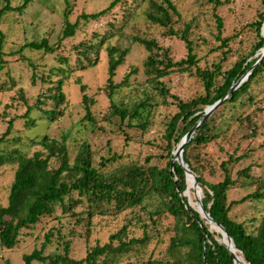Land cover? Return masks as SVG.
<instances>
[{
	"label": "trees",
	"instance_id": "16d2710c",
	"mask_svg": "<svg viewBox=\"0 0 264 264\" xmlns=\"http://www.w3.org/2000/svg\"><path fill=\"white\" fill-rule=\"evenodd\" d=\"M6 1V5L0 11V21L5 13L15 9L22 10L32 0H25L23 5L17 7L12 6L10 0ZM145 1L148 2L144 10L146 18L162 26L165 35L181 38L188 49L185 58L175 60L171 56V49L159 44L156 39L132 36V40L143 44L149 50V55L144 61L147 80L166 97L170 95V90L163 78L176 71L188 72L201 81L202 90L189 99L173 95L176 99L177 112L165 124L163 137L166 142L165 148L168 150L164 165L154 163L152 156L145 162L135 159L123 161L125 156L116 152L96 163L92 147L85 141L79 144L72 160L67 141L49 134L30 139V145L37 146L32 154L24 151L21 146L11 148L9 145L5 150L0 149V169L8 162L17 164L8 204L0 207V244L9 248L14 247L19 241L22 229L37 224L43 216L53 214L58 204L61 205L63 212H70L77 223L82 222L87 233L98 216L119 215L123 212L131 215L123 227L111 235L110 242L95 245L85 258L77 259L70 256L69 240L64 243V253L53 254H45L44 242L40 249L23 255L24 264H33L34 261L48 264H100L103 262L102 258L105 262L114 264L124 256L132 254L137 255V260L129 261L128 264H236L230 249L220 241L221 233L217 229L212 231L203 214L190 205V197L186 194L188 188L186 172L184 167L174 160L173 149L198 123L207 106L226 96L230 88L261 58V52L257 57L254 55L264 45L262 33L264 10L260 13L259 19L251 23L258 36L256 44L246 54H241L231 68L224 69V59H227L230 53V48L225 47H228L232 37L222 36L224 21L217 11L218 6L223 3L222 0H208L214 4V15L219 30L216 39L220 44L215 49L222 48L223 60L202 68L198 64L195 41L190 37L191 25L182 21L181 12L173 0H112L109 6L101 11L83 12L75 22L70 19L72 0H65L67 8L64 12L65 27L61 43L64 39L76 35L81 20L89 22L102 17L108 18V27L104 32L96 30L75 45L77 59L80 68L86 69L99 61L104 49L107 51L109 57L107 87L112 112L120 118L121 125L138 126L142 129L148 128L151 123L154 113L152 98L147 95L145 99L136 97L118 100L123 92L134 89L129 84L132 72L126 74L121 82H114L117 70L124 64L130 49L106 44L116 35L124 36L126 28L132 18L139 15V8ZM262 3L264 5V0ZM117 5L123 7L120 14L113 13ZM182 22L183 25L177 27ZM0 34L3 38L4 33L1 29ZM26 45L31 49H44L47 52H55L60 48V44L51 45L46 38L42 41L28 42ZM5 62L0 47V69L4 68ZM60 71L66 73L68 77L67 72L72 70L62 67ZM262 77L264 57L253 68L249 77L201 124L194 137L185 144L184 151V159L197 174L201 191L204 193L202 200L204 208L227 229L247 264H264V210L260 216L250 218L248 222L233 218L231 211L235 204L250 200L264 203V176L255 181V189L252 192L240 199L230 200L229 191L236 180L228 164L229 161L235 160V154H231L227 161H222L223 179L217 182L205 179L200 168L194 164V159L201 158V148L221 138L225 132V127L215 121L214 114L222 107L221 110L224 112L227 105L228 109L235 110L247 100L255 102L253 84ZM48 81L51 83V80ZM62 86L63 82L58 81L57 85L49 87L52 93L48 97L53 101V108L43 112L51 121H55L61 113L58 107L65 100ZM81 90L86 109L85 117L96 126L91 114V97L86 93L84 84L81 85ZM46 102L39 96L36 105L43 106ZM31 110L32 105H29L27 111L21 115L24 122L30 124L35 121V118L29 116ZM251 116L247 117L250 119ZM9 123L7 130L0 135V143L9 139L13 120ZM252 133L255 134L254 131ZM160 157L164 158V155ZM250 169L251 166L243 169V175H247ZM77 207L81 209L76 210ZM168 214L174 217V234L170 238L169 254L163 259H155L153 255L145 258L143 256L145 248L148 247L153 235L159 233L158 226L163 216ZM134 220L136 222H133ZM133 224L142 228V236L129 235ZM47 240H50V237L47 236ZM244 262L242 261V264Z\"/></svg>",
	"mask_w": 264,
	"mask_h": 264
},
{
	"label": "rangeland",
	"instance_id": "374dc122",
	"mask_svg": "<svg viewBox=\"0 0 264 264\" xmlns=\"http://www.w3.org/2000/svg\"><path fill=\"white\" fill-rule=\"evenodd\" d=\"M10 1L14 7L21 6L25 2V0ZM111 1L72 0L70 19L75 22L83 12L101 11L107 8ZM173 1L181 12L182 21L191 25L190 37L195 41L198 64L205 68L223 60L222 48L215 49L220 42L216 39L219 30L214 15V4L208 0ZM222 2L217 9L224 21L222 36L232 37L228 47H225L230 48V53L223 62L224 69H228L241 54L250 51L258 41L257 33L251 23L259 19L264 5L262 0H222ZM6 3V0H0V11ZM147 6L148 2L145 1L139 8V15L132 18L124 36L116 35L106 44V46L114 44L123 49L126 47L130 49L124 64L117 70L114 82H121L126 74L132 72L129 84L134 89L123 92L118 100H130L136 97L145 99L147 95L152 98L154 113L146 129L121 125L120 118L113 114L107 87L109 57L105 49L94 66L80 68L75 45L96 30L104 32L108 27V18L102 17L89 22L81 20L76 35L64 39L61 43L65 27L64 12L67 8L65 0H32L22 10L15 9L5 13L0 21V29L4 33L3 38L0 34V47L6 61L4 68L0 69V135L7 130L10 120H13V126L8 135L9 139L0 143V149L5 150L9 145L11 148L21 146L24 151L32 154L37 146L32 147L29 143L30 139L49 134L67 141L72 160L79 144L85 141L91 145L96 163L116 152L125 156L123 161L135 159L145 162L149 156H152L154 163L164 165L168 150L165 148L166 142L163 137L165 124L177 112L176 99L173 95L189 99L202 90V85L196 76L188 72H172L163 78L170 90V95L165 97L147 80L144 61L149 55V50L143 44L132 40V36L156 39L159 44L171 49V56L175 60L185 58L188 52L185 41L177 36L165 35L162 26L146 18L144 10ZM122 8L117 5L113 13L120 14ZM182 25L183 22L177 27ZM44 38L51 45L60 44V48L55 52H47L44 49H31L26 45L28 42L42 41ZM260 52L262 53L263 50L258 51L254 57ZM62 67L72 70L67 72L68 77L66 73H61ZM48 80H51V83ZM58 81L63 82L62 91L65 100L58 107L61 113L55 121H51L44 112L53 108V101L48 97L52 93L49 87L53 84L57 85ZM82 84L91 97V114L96 126L85 117ZM253 92L255 102L247 100L235 110L228 109L227 105L224 112L221 110L222 107L214 114L215 121L225 127V132L221 138L201 148V158L194 159V164L200 168L204 178L217 182L223 179L222 161H227L231 154H235V160L229 161L228 164L236 180L229 191L230 200L240 199L252 192L255 189V181L264 176V77L253 84ZM39 96L43 101H47L43 106L36 105ZM29 105H32L29 116L35 118L32 124L24 122V117H21ZM248 115H252L250 119ZM252 131L255 132L254 135ZM161 155H164V158H161ZM16 166V163L8 162L0 169V207L8 204ZM248 166H251L249 173L243 175L242 170ZM188 194L192 206L199 209L193 183ZM199 196L203 200L204 193L201 192ZM80 209V207L76 208V210ZM263 210L264 203L250 200L235 204L231 215L239 221L248 222L250 218L260 216ZM130 217L128 212L98 216L87 233L83 223H77L71 213L63 212L61 205L58 204L53 214L43 216L37 224L22 229L19 241L14 247L9 248L0 244V264H24L23 255L40 249L44 242H46L45 254L64 253L66 240L71 243V257L85 258L95 245L110 242L111 235L119 231ZM173 224L172 214L163 216L158 226L159 233L153 235L148 247L145 248L143 253L145 258L153 255L155 259H163L169 254L170 238L174 234ZM211 230L214 231L215 228L212 227ZM129 235L140 237L143 235V230L133 224ZM47 236L50 240H47ZM101 260L103 262L100 264H111L105 262L103 258ZM135 260L137 255L132 254L124 256L114 264H128L129 261ZM243 260L242 256L241 264ZM33 264L48 263L34 261Z\"/></svg>",
	"mask_w": 264,
	"mask_h": 264
},
{
	"label": "water",
	"instance_id": "95a60500",
	"mask_svg": "<svg viewBox=\"0 0 264 264\" xmlns=\"http://www.w3.org/2000/svg\"><path fill=\"white\" fill-rule=\"evenodd\" d=\"M263 36H264V25H263ZM262 56L261 58L252 66V68L246 73L244 74L239 80L238 82H236L231 88L229 93L224 96L223 98L217 100L215 103L207 106V108L205 109V112L203 114V116L200 118V120L198 121V123L188 132L186 133L181 140L178 142V144L175 146L174 148V160H177L185 169L186 172V176H187V181L189 178V175L193 176V186L195 187L196 190V197H197V202H198V206H199V211L203 214V217L207 220V222L210 224L211 228L214 226V224L217 226V230L221 233L222 235V239L220 240L223 244H225L230 251L232 252V254L235 257V262L236 264H238V254L236 252L237 248H233V246H235L232 237L228 234L227 229L223 226V224L217 222L210 214L209 211H207L204 208L203 202H202V198L199 196L201 191L200 185H199V180L197 177V174L189 167V164L185 161L184 159V151H185V144L187 142H189L195 135L196 131L198 130V128L201 126L202 123H204L213 113L214 111L223 103L224 100H226L227 98L230 97V95L232 94V92L244 81L245 78L249 77L250 73L252 72L253 68L257 65V63L260 62V60L264 57V45L262 47ZM186 194L189 196L188 192L186 191ZM185 195V194H184ZM190 205H192L191 200H189ZM225 237L229 238V242L225 241ZM244 264H247L244 262Z\"/></svg>",
	"mask_w": 264,
	"mask_h": 264
},
{
	"label": "bare ground",
	"instance_id": "6f19581e",
	"mask_svg": "<svg viewBox=\"0 0 264 264\" xmlns=\"http://www.w3.org/2000/svg\"><path fill=\"white\" fill-rule=\"evenodd\" d=\"M192 183H193V178L191 175H189L188 178V188H187V192L189 193V190L192 188ZM213 228L217 229V226L214 224ZM225 241L229 242V238L225 237ZM233 248H235V246H233ZM237 254H238V264H241V260H242V256L241 254H239L238 250H236ZM244 261V260H243Z\"/></svg>",
	"mask_w": 264,
	"mask_h": 264
}]
</instances>
